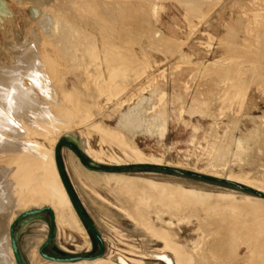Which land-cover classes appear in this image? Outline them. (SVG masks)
I'll return each mask as SVG.
<instances>
[{
	"label": "rangeland",
	"instance_id": "rangeland-1",
	"mask_svg": "<svg viewBox=\"0 0 264 264\" xmlns=\"http://www.w3.org/2000/svg\"><path fill=\"white\" fill-rule=\"evenodd\" d=\"M3 1L10 12L8 20H12L0 23L1 46L16 31L24 36L32 25L28 6ZM263 5L264 0H149L147 22L139 30L129 28L128 33H118L119 28L129 26L118 9H112L113 4L107 6L111 12L95 9L105 14L102 16L107 23L101 27L92 24L90 16L77 23L69 22L66 15V28L63 16L52 15L49 23L55 29L51 28V35L60 41L59 47L66 42L76 60L68 61L59 72L55 91L60 101L65 91L68 102L72 100L78 105L73 104V108L79 110L54 132V150L56 147L59 168L73 196L101 234L105 252L100 259L107 264H181L178 255L183 251L195 264H209L211 252L208 254L207 248L221 235L228 236L226 248L218 251L224 264H264V215H237L239 209L235 211L232 205L243 197L264 205ZM135 14L137 21L142 19L139 9ZM256 31H260L258 37ZM101 33L116 40L118 50L113 60L105 53L109 47L100 42ZM254 39L258 46L251 42ZM244 43L248 49L243 48ZM254 57L260 62L257 59L256 64ZM247 62L255 66L251 69ZM256 65L261 66L259 71ZM96 67L100 72L97 81L91 76ZM110 71H117L114 88L108 85ZM95 124L99 126L93 127ZM103 127L160 163L126 161L133 156L132 148L123 139L106 135ZM38 139L49 147L42 137ZM66 141L75 146L82 163ZM229 174L244 175L263 187L229 180ZM120 179L151 183L152 193L164 189L169 196L175 193L176 198L160 197L161 201L157 198L148 204L120 199L116 195ZM178 190L210 197L202 202L191 200L177 195ZM228 200H233L232 204ZM215 202L218 206H211ZM36 206L12 204L9 214ZM135 211L140 218L133 215ZM230 214L243 221L232 228V233L225 225L229 219L224 218ZM49 224V213L43 212L16 226L24 264H49L38 254ZM146 225L166 231L180 249L173 247L174 242L167 246L162 237L167 235L153 233ZM44 251L57 257H87L97 255L99 247L80 221L76 231L56 224L53 240Z\"/></svg>",
	"mask_w": 264,
	"mask_h": 264
},
{
	"label": "bare ground",
	"instance_id": "bare-ground-1",
	"mask_svg": "<svg viewBox=\"0 0 264 264\" xmlns=\"http://www.w3.org/2000/svg\"><path fill=\"white\" fill-rule=\"evenodd\" d=\"M12 1L15 4H17L19 7L28 6V12L30 13V21L32 22V25L30 28L27 29L24 36H21L20 32L16 31L14 34H11L10 36L11 39L9 42L6 41L3 46L0 45V264H15L12 251L10 248L8 228L11 222L17 217L18 214L14 216L9 214L10 205L13 204L18 207L19 206L24 207L27 204H31V205L33 204L35 206L37 205L32 209L40 208L43 206H49L54 213L55 225L56 224L61 225L66 228H69L70 230L76 231L77 226L80 222L75 210L73 209V207L69 202V199L65 193V190L61 184L60 179H58L59 176L58 173H56L57 169L54 162V153L52 155V152L54 150V144L56 143L53 142L56 140L53 139L54 132L57 131V129H60L64 127L66 124H68L71 121V119H73V114L75 112L79 113L78 112L79 110H77L78 105H75L76 103H73L74 104L73 105L71 99H70L71 102H68L69 100L66 99L68 96L65 91L62 90L61 92V96L63 97L62 99L64 100L61 99L60 101L58 99L57 93L55 91L56 89L54 87L55 86L54 84L57 81V75H59V72L62 69H65L64 66L66 67V63L68 61L75 60V53H72L70 49L67 48V45L65 44L66 42L64 44L61 42L62 47H59L60 41H58L57 39L55 40V38H57L55 37V35H51L52 33L51 28L55 29V26L54 24L50 25L49 20H51L52 15L58 13V15L64 17L66 28H67L66 15L67 18H69V22L70 20H72V21H76L77 23L79 22L83 23V21H87L89 19L92 24L101 27L102 24L105 25V22L107 23L106 20L105 21L103 20L104 16H102L105 14H103L102 12L98 13V11L95 12V9H98V7H100L102 10L105 8L106 11H109L107 9L108 4H113L112 9L114 11L118 9L116 12H119L122 16H124V18H126L128 22L126 24L129 26L128 28L127 27L119 28V30H117L118 33H120L121 31L127 32L129 28H132L130 29V31L133 30L134 28L135 29L138 28L139 30L147 22V20L145 22V19L148 18L147 2L149 0L147 2L146 0H138V1L120 0V2L119 0H113L112 2H109V0H12ZM260 7H262V5ZM136 9H139L141 11L140 17L142 19H138V21L136 19V14H135ZM260 9H258V11ZM262 9L264 10V5ZM261 11L262 10H260V14L262 15ZM257 14H259V12ZM9 16H10V12L6 7L5 2L3 0H0V23L4 21L11 22L12 19L8 20ZM85 16L87 18L88 16L90 17L88 19H85ZM42 17L48 22L43 23L44 19ZM258 17L260 18V16ZM262 20L264 21V18H262ZM260 22L262 25H264V22L262 23L261 20ZM253 24L258 26V24H256L255 22ZM252 27L254 28V26ZM252 27L250 28L251 30ZM245 29L247 28L245 27ZM250 29L248 30L250 31ZM248 30L247 32L249 33ZM248 33L246 35H248ZM258 33H260V31L258 32L256 31L257 37L259 35ZM240 34H243V32ZM101 35H102L100 39L101 44L103 46L109 47L105 50V53L108 54L107 56L109 57L110 60H113L118 50L117 47L118 45H116V40L115 38L109 39V37H106V35L102 33ZM257 37L254 36V38L256 39ZM248 42L255 43L256 41L254 39V41L251 42L248 41ZM245 46L247 48L246 44L244 45L243 48H245ZM262 50L263 49L260 50V54ZM262 52H264V50ZM82 53L86 55L87 49H85ZM250 53H253V51H251ZM250 53L247 56H249ZM244 56L243 59L245 58ZM256 57H260V56H256ZM257 59L258 58L254 59L255 62ZM248 62L252 64L249 60ZM248 62L247 65L249 64ZM120 63L123 62L120 61ZM250 64L248 66H250ZM83 65L85 66V63ZM252 66L254 67L255 64ZM252 66H250V68ZM86 67L87 65L85 66V70L83 68L85 73L87 72ZM257 68L258 66L256 67L255 70H257ZM253 70H251L250 72H253ZM116 73L117 71L116 72L110 71L108 74L109 88L110 87L114 88L115 86L114 84L115 81L113 79H116L117 77ZM254 73H255L254 75H256V72ZM91 76H93L92 78L95 79L96 81L99 80L100 72L97 69V67L95 71H93V75ZM258 76L259 75H257V77ZM263 85L264 83L262 84V86ZM231 87H233V85ZM100 88L101 87H99V89ZM229 90L230 89H228V91ZM69 103H71V105H69ZM72 105L77 106L75 107L76 109L73 108ZM76 115L77 114H75V116ZM97 126H99V124H95V126L93 127H97ZM102 130L108 136L118 139H123L120 137L118 133H115L110 129H107L106 127H103ZM41 137L44 141H47L49 143L48 148H46L43 145V143L41 144L38 141L39 140L38 138ZM123 142H125V144L127 143L128 146L131 147L133 151L132 158H128L126 161L132 163H154V164L157 162L160 163V160L144 155L139 149L133 147L125 140ZM214 173L216 174L217 172L214 171ZM227 179L240 182L248 186L256 187L259 189L263 187L262 185H259L258 183L248 179L244 175L242 176V175L229 174L227 175ZM117 185L118 188L116 191V195L118 198L120 199L133 198L135 201L136 200L138 201V204L139 203L148 204V201H155L157 198H158L157 200H159L160 197H162V199L168 197L176 198L175 193L169 196L168 195L169 192L167 193L164 189L154 194L151 192V186H152L151 183H143L135 179H120L119 181H117ZM176 194L185 195V197H187L188 199L198 200L201 202L203 198L210 197L208 196L209 194L207 195L205 194L202 196L193 191L186 192L184 190L182 191L178 190ZM227 196L229 197L230 195ZM220 199L223 198L221 197ZM231 201L233 200H228L227 203L229 202L232 204ZM233 202L235 203V205L232 204L234 206V210L239 209L238 211L239 214L237 213V215L243 214L244 212L264 215L263 203H252L253 201H251L248 197H243L241 200L239 201L236 200ZM216 203L217 202H215V204H212L211 206L217 205ZM218 203H220V201H218ZM225 203L226 200L223 203V207ZM164 205H166V207L172 206L171 203H166V202L164 203ZM227 205L228 204L225 205L226 208L228 207ZM215 207L216 206H214V208ZM133 215L136 218H140L138 211H135V214ZM230 215L229 216L227 215L226 217H224L225 216L224 215L223 217L229 219V221L225 225L230 227L231 232L230 229L229 232L232 233L233 232L232 228L234 229L235 228L234 226L237 227L240 226L243 221H240L241 217L237 215H236V219L233 216V214L231 215V217H234V219L231 218ZM146 227L149 231L153 233H160L161 235L166 234L167 236H162L166 241L165 242L166 245L167 246L169 244L171 245V243L173 245L174 240L173 241L171 240V238L168 236L169 234L166 231H163L162 229H154L153 227H148L147 225ZM227 237L228 236H224V235L218 236L217 241L216 240L213 241V243H211L210 246L207 248V250H209L207 253L210 254L211 252V258H212V259L210 258L211 262L209 264H224V262H222L221 260L223 257L221 256L219 258L220 253L218 251L221 252L223 249L226 248L225 245L227 243L225 244V242L226 240H228L226 239ZM176 245L177 244L173 245V247H175L176 250L180 249L179 246L177 247ZM177 252L179 253V251ZM207 253L205 254L209 256ZM187 255L190 256L189 253ZM187 255L184 254V251L183 254L181 253L180 255H178L179 262H181V264H193L192 262H194V260H192L191 257L190 258L187 257ZM192 258L194 257L192 256ZM50 263L51 264H107L105 261H103V259L100 258L94 259L92 261L83 260L74 263L49 262V264Z\"/></svg>",
	"mask_w": 264,
	"mask_h": 264
},
{
	"label": "water",
	"instance_id": "water-1",
	"mask_svg": "<svg viewBox=\"0 0 264 264\" xmlns=\"http://www.w3.org/2000/svg\"><path fill=\"white\" fill-rule=\"evenodd\" d=\"M66 144L75 153H77V149L75 148V146L72 143H70L69 141H66ZM78 156H79L80 162L82 163L83 159L80 157L79 154H78ZM54 162H55V166L57 169L59 179H60L61 184L65 190V193L69 199V202H70L71 206L73 207V209L75 210L79 220L83 223V225L85 226L87 231L91 234V236L96 241V243L99 247V253L95 256H87V257H83V256L57 257V256L48 255L44 250L53 240L55 230H56V225H55V217H54V213H53L52 209L49 206H43L40 208L30 209V210L21 212L20 214L17 215V217L9 225V228H8L9 242H10V248L12 251V255H13V259L15 261V264H24L23 260L21 259L20 254H19L18 247H17L16 234H15L16 226L18 224L22 223L23 221L29 219V218L39 216L43 212L49 213L50 224H49L48 234H47L45 240L40 244V246L38 248V254L41 258H43L44 260H47L49 262H53V263H74V262L83 261V260L92 261L94 259L101 258L104 255L105 246H104V242H103V239L101 237V234L99 233V231L97 230L95 225L87 217V215L84 213L83 209L80 207V205L76 201V199L73 196L68 184L66 183L65 177H64V175H63V173L60 170L59 165H58V156H57V148L56 147L54 150ZM110 170H112V169H110ZM176 172L183 174L182 171H176ZM262 198L264 199V196H262Z\"/></svg>",
	"mask_w": 264,
	"mask_h": 264
}]
</instances>
